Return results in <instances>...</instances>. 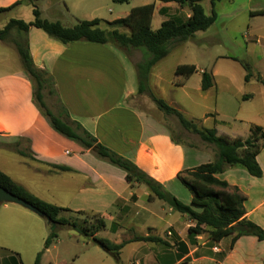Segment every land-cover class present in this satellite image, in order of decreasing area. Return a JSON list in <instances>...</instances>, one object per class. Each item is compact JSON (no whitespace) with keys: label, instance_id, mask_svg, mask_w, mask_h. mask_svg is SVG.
<instances>
[{"label":"crops","instance_id":"1","mask_svg":"<svg viewBox=\"0 0 264 264\" xmlns=\"http://www.w3.org/2000/svg\"><path fill=\"white\" fill-rule=\"evenodd\" d=\"M25 3L33 2L0 0V8H8L0 14H9L0 28L13 18L22 19L15 12ZM168 8H173V2L155 1L154 30L169 17H178ZM39 10L42 17L43 10ZM51 14L57 17L53 9ZM190 15L191 12L187 17ZM251 16L264 17V7L251 10ZM43 18L58 20L68 27L75 25L59 18ZM17 37H27L35 65L52 75L59 111L64 107L71 120L80 123L103 145L132 160L184 203L191 204L193 195L183 186L178 174L211 162L216 156L214 146L197 147L177 137L176 141L171 126L155 105L148 112L129 103L128 99L138 94L137 62L130 61L113 44H64L32 26L26 34L12 30L6 40L0 39L2 172L47 202L72 212L98 215L106 226L96 235L113 243L119 244L136 235L161 239L126 243L119 256L114 257L115 264H264V240L249 234L237 236V231L218 241L210 237L208 230L191 235L189 228L195 225L194 220L173 210L163 200H149L150 191L145 184L129 183L123 169L53 129L35 103L33 82L16 56ZM256 38L262 45L264 33ZM172 52L173 48L152 67L149 76V85L163 99L166 89L158 64ZM219 58L232 59L231 56ZM181 64H195L198 69L195 73L201 74L202 81L206 68L193 62ZM231 68L225 74L215 65L209 70L215 84L207 90L201 89L205 97L213 94L214 103L211 112H203L197 119L202 121L201 128L216 129L218 135L247 138L252 125L264 128V84L256 74L264 76L256 68L249 81L241 82L236 67ZM257 161L263 171L261 177L251 175L241 166L227 167L216 176L238 187L246 197L244 217L264 229V147ZM0 206L2 232L11 231V240L14 238L11 251L0 252V264H34L49 235V225H44L39 215L21 205ZM60 232L43 252L40 264H114L113 255L92 239L73 228H63ZM127 248L130 253L124 258Z\"/></svg>","mask_w":264,"mask_h":264},{"label":"trees","instance_id":"2","mask_svg":"<svg viewBox=\"0 0 264 264\" xmlns=\"http://www.w3.org/2000/svg\"><path fill=\"white\" fill-rule=\"evenodd\" d=\"M31 1L34 3L38 0ZM115 1L124 2L129 0ZM155 1L133 7L129 14L122 18L111 21L99 18L80 19L71 27L63 25L58 20L51 21L42 18L39 8L34 4V19L29 22L22 19H11L3 28H0V39L6 40L12 30L26 34L30 27L34 26L41 28L49 36L64 44L71 42H92L105 45L114 43L128 50L133 48L143 50V58L135 63L138 93L148 92L161 111L168 115H175L185 129L198 134L203 141L212 144L216 149V156L213 161L203 163L193 169L184 170L191 178H188V175H183L184 171L178 174L179 180L193 195L191 204L181 201L132 160L100 143L80 123L71 120L64 107H60V111L54 113L47 105L44 93V90L47 89L49 94L57 95L52 75L35 65L27 37H17L14 40L23 69L33 82V99L53 129L77 142L83 148L90 149L97 157L123 169L129 183L145 184L150 191L149 200L154 198L163 200L173 210L194 220L195 225L189 228L191 235L201 234L208 230L210 237L218 241L237 231V236L249 234L257 236L259 240H264V229L244 217L246 197L239 191L238 187L231 186L227 181L216 176L227 167L241 166L251 175L261 177L263 171L257 161V155L264 147V128L260 125H252L250 136L247 138L218 135L216 129L201 128L195 121L188 119L178 108L150 91L149 76L152 67L165 58L175 45L184 43L193 38L196 32L209 28L215 22L216 14L213 11L211 15H208L201 0H159L162 2H176L181 6L187 5L191 15L184 20L168 18L162 22L158 29L154 30L152 28V18L155 11ZM215 1L211 0L213 6ZM15 4H18V2ZM7 9L0 8V12ZM101 23H104L106 27H101ZM119 27H125L129 32H121ZM232 59L239 60L236 57H232ZM241 63L246 70L245 81H249L255 74L253 67L248 62L241 61ZM197 70L195 64H179L175 69V74L189 77ZM256 78L264 84V78L259 73L256 74ZM214 84L213 73L204 70L201 81L202 89L207 90L213 87ZM174 139L178 141L176 137ZM21 154L25 153L21 152ZM55 167L68 169L59 165ZM0 185L30 202L50 219L48 221L49 235L45 240L43 249L38 252L34 264H40L43 252L58 238V232L62 228L75 229L79 234L92 239L115 258L119 256L124 245L130 241L161 240L157 236L136 235L119 244L113 243L96 235L106 226L105 221L98 215L92 214L95 223L89 226L77 220H70L61 214L72 212L71 209L57 206L37 197L1 170ZM196 208H199V210ZM237 227H244L245 231H239Z\"/></svg>","mask_w":264,"mask_h":264},{"label":"rangeland","instance_id":"3","mask_svg":"<svg viewBox=\"0 0 264 264\" xmlns=\"http://www.w3.org/2000/svg\"><path fill=\"white\" fill-rule=\"evenodd\" d=\"M153 1L155 0H129L124 2L115 0H38L34 3H25L20 6L15 14L24 20L34 19L33 7L35 4L39 9L43 10L44 17H48L49 19L59 18L62 22L74 25L80 18L87 20L100 18L109 21L122 18L133 7ZM201 3L208 15H211L213 11L215 12V22L206 30L196 32L195 36L188 41L175 45L172 54L158 64L164 80L163 86L166 89L164 91V99L170 105L182 111L187 118L195 121L198 126H202V121L197 118H201L203 112H211L214 97L213 94L205 97L206 94L201 89L200 73H194L188 78L175 74V67L178 64L198 63L200 67H204L208 71L215 65L216 68L219 67L221 69L223 74H225L227 69H232L231 67L235 66L238 70L236 76L242 82L243 80L245 81L244 72H246L241 63V61H244L250 63L254 71L260 70L264 76V41L260 45L256 38L260 33H264V17L251 16V10L264 7V0H216L214 6L211 0H201ZM51 8L57 17L51 14ZM168 9L174 16H178L174 17L178 20H184L190 12L187 5L181 6L176 2H173V8ZM7 18H9V14H0V25H4L8 20ZM101 27L105 28L106 25L101 23ZM119 30L121 32H129L125 27H119ZM113 45L121 50L132 62H138L144 56L141 49L133 48L128 50L117 44L113 43ZM0 50H3V47L2 49L0 47ZM16 56L19 63H22L17 52ZM219 56H231L239 60L219 58ZM180 82H183V85H178ZM256 83L257 85H261L260 82ZM245 87H248V85ZM246 89L249 93V89ZM150 91L159 97L157 89L155 90L150 86ZM44 93L47 105L54 113H58L59 107L56 95L49 94L47 89L44 90ZM128 101L137 108L148 112H151L149 110L151 105L157 107L148 92L138 93L130 97ZM160 115L168 121L173 135L183 142L197 147L202 145L213 147V145L203 141L198 134L185 129L175 115H168L162 111ZM183 175H188V178H191L187 174V171H184ZM1 209L0 206V211ZM61 215L70 220L86 223L87 226L95 223V219L91 213L63 212ZM40 219H42L44 225H48V220L45 217H41ZM3 228L4 230L6 229L4 225ZM60 230L58 234L61 233ZM11 242H14V238L11 240V231L4 233L0 227V252L11 251ZM129 253L130 250L127 248L124 251L123 257L126 258ZM113 263L115 264L114 256Z\"/></svg>","mask_w":264,"mask_h":264},{"label":"water","instance_id":"4","mask_svg":"<svg viewBox=\"0 0 264 264\" xmlns=\"http://www.w3.org/2000/svg\"><path fill=\"white\" fill-rule=\"evenodd\" d=\"M3 203H15V204L21 205V206L35 212L39 216L45 217L48 221L50 220L49 217H46V215L43 212H41L38 208L33 206L30 202H28V201L24 200L23 198L15 195L11 191L7 190L6 188H4L0 185V204H3ZM239 229L241 231H245L244 227H240Z\"/></svg>","mask_w":264,"mask_h":264}]
</instances>
